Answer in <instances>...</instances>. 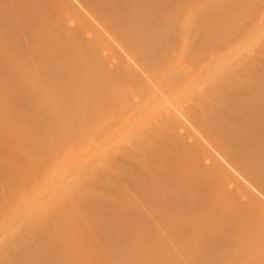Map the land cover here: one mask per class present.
Here are the masks:
<instances>
[{"label":"bare ground","instance_id":"1","mask_svg":"<svg viewBox=\"0 0 264 264\" xmlns=\"http://www.w3.org/2000/svg\"><path fill=\"white\" fill-rule=\"evenodd\" d=\"M44 1H53L55 6L59 9L66 8L75 12L78 19V26H76V29L70 34L74 35L76 38H82L90 34L91 36L88 38H90L94 44H101L107 50H110L112 55L114 54V56H116V71H114L116 77H111V80L113 81L108 82L106 81L107 77L105 78L102 76L103 79L101 77L100 80L97 79L96 84L94 82L95 80L92 82L94 83V87L91 86L93 88L90 89L91 87H88L87 84L90 86L91 83L88 82L89 79H87V75L90 74L91 77L93 76L91 75L92 73L89 72V69L88 74L87 71H85L84 79H87L88 82L85 86L89 88H87L89 93H94L97 90L99 96H101L102 93L105 94L104 91H106V95L108 94L107 91L114 95L117 86L119 92L124 89L132 88L140 91L138 92L139 94L142 92L143 96L141 95V101L136 102L137 112L134 110L136 113L132 111L130 115L128 114L130 118H128L126 124L124 123L126 120H122V124H125L126 127H124L126 129L122 128L119 130L118 128H120L121 124H119V126L117 125L119 132L117 131V136L114 139L116 144L113 139L109 137L114 144L111 143L115 145V148L112 147V150V145L110 147H102V145L105 146L109 144V134L114 135V130H117L115 128L112 130L114 133L111 132L112 125H114L113 122H115V119L118 120L117 117H119V115L117 116L115 113L120 111L121 108L123 110V107H121L122 105L118 103L120 102L118 98V102L115 101V103H112L110 100H108L110 103L103 102L105 105H102L101 102L99 105H95L96 103H94V105L93 103L88 105L89 102H86L87 105H85L83 110L68 111L67 114L64 115L70 121L74 118L81 121V123L79 121L77 122L82 124L81 126L84 129V131L82 130L84 133H82L83 140L87 139L83 152V165H81L78 170H75L68 175L64 181L58 182L50 180L46 183L44 189L38 193V196L34 197L32 206H30L31 202L27 205L28 207L35 208L39 205L45 208L50 204L49 210L43 211L40 215L38 210H36V213L33 212L36 217V221L33 224H31L30 221H26L24 218V212L23 214L17 215L12 225L5 222L4 225L0 227V264H80L82 261H84L85 264H91V256L88 250H73L75 244L79 243L83 236H88L94 241L95 247L91 249L93 253L92 255L94 256L121 254V251L114 246L119 242L124 243L126 239H129L131 230L135 227H128L129 225H132L129 220V215H127L128 212H130L128 209L131 207H128L129 203L132 202L128 199L130 196L129 191L127 190L129 184H131L130 188L133 185L139 186L140 192L138 193V197L142 200L141 202H145L144 205L146 203L150 205L153 202L151 205L154 207L156 202L161 204L163 203V200H165L163 204H166V202L170 200L168 202L170 203L172 201L173 204L182 202L186 203V209L187 207L189 208L188 204L192 205L193 201L197 202L196 199L201 196L193 193V199H190V196H192L190 195V202L188 203L186 200V202H184V200L181 201L180 197H177V195L180 192H183V189L188 191L190 188V190L193 189L194 191V189H197L202 185L205 186L204 193L206 200L208 199L205 202L208 203V201H211L212 199L210 200V198H207L206 193L212 189V186H210L208 179L205 180V178L218 176L216 177L219 180L217 182L218 184L223 185L226 183V185H237V187H234L240 191L242 196L246 197L245 203H250V207L258 212L256 213L255 211L250 210L247 211V213L252 212L254 216L256 213L257 218L260 216V219H258L259 221L261 220V215H263V219L264 58L254 50H251L252 43L250 41L242 42L236 36L235 27L231 26L230 18L226 19L225 16H221L220 20L224 17L225 20L219 21L218 19L217 21V17L213 16V19L210 20V28L208 27V21L206 22V20L201 21L202 25L199 27L196 14H190L189 12L183 24L184 31H181L182 18H180L177 23L178 17H182V5L188 4L190 0H77L81 7L74 4V0ZM169 7H175L176 9L174 11H169ZM155 9H159L160 12H156L152 15V12ZM224 13L227 14L226 7ZM24 15H28L27 12L24 13ZM146 15L153 17L148 30H146L145 24L143 23V17ZM165 15H176V17L175 20L166 22L163 19ZM16 30V27H12L9 34L16 35ZM44 32H46V30H44ZM252 37L255 41H258V32L254 33ZM109 55L111 56V54ZM111 58L112 56L110 59ZM117 78L120 79V82L114 84L113 82ZM124 79H127L128 82L132 83H129L131 87L125 86L127 84ZM121 87L123 88L122 90H120ZM5 90H8L6 92L7 96L8 93L15 90V88L11 85H6L4 87L1 86L0 100H3V92ZM87 90L85 89V93ZM128 90L127 92L129 93ZM130 91L134 92L133 90ZM30 92L32 93L33 91L30 90ZM132 92H130V94ZM24 94L27 93L25 92ZM111 100L113 101V99ZM127 108L128 107H126V109ZM3 110L7 112L9 110L8 105L4 106ZM25 116L26 114L22 115L23 119ZM141 121L145 125L144 128H141L142 133L145 135L142 134L144 137H142L144 139V141H142V143L144 142L143 149H141L142 152H144L142 155H145V157L151 155V158L148 157V159L150 158L149 161L145 163L143 160L139 161L140 156L139 153L137 154V152L140 151L138 150L141 148L140 145H137L135 156H133V152L130 153L132 146H127L129 143L128 141L127 144H124L126 142H123V144L126 145L124 149L122 146L123 150L119 148L121 146H117L118 141L121 143V137L119 136H121L123 132H127L129 128L132 129L131 123L137 124L138 122L141 124ZM94 122L96 124L102 122L101 126H103V124H110L109 127L104 126L105 128L103 127L102 129L106 130L111 127V129H108L111 133L104 130L103 132L106 134L104 135V133H102L103 136L99 135L101 138L98 136L101 132L97 128L99 131L97 136L100 140L103 139L104 142H102L103 140H96L97 144L94 142L93 144L88 142L91 141L88 130L90 131L89 128L92 127ZM129 125L131 127H128L127 129V126ZM137 125L139 126V124ZM8 126H13V121L5 123L0 119V130ZM123 129H125V131H122ZM164 130L167 132L168 137L164 135ZM181 130L184 132L181 133ZM82 134L79 135L81 136ZM87 134L90 140H88ZM127 135L128 136L125 135V137L129 138L130 135ZM125 137L121 140H124ZM138 137H140V135H138ZM170 137H172L171 140H179V143L174 145V147H168V145L165 147V144L168 143L167 140ZM133 138L136 139V137ZM13 140L14 137H11L7 142ZM106 141L108 142L104 145L103 143ZM129 141L130 143L132 141L133 144V141L135 140ZM108 147L110 148V151L108 150ZM129 147L130 149H128ZM134 149H136L135 146ZM1 151L2 149H0V153ZM167 159L172 160L173 162L175 161V164L171 166V174L172 176L174 175L175 178H168V176L165 178L161 174V172L164 173L163 170L166 169L164 161ZM206 160H208L210 164H206ZM79 161H81L80 158L72 160V164L69 165L70 168L73 169L78 166ZM223 161L229 163L234 169L232 171H236L235 173L237 174L231 172L230 169H228V166L226 167L224 165ZM10 162L12 163L8 166L10 172L22 170V164L19 160L11 159ZM200 162H204L205 165L204 163H202L203 166L199 165ZM143 169L147 170L143 172ZM156 171L160 172V174ZM34 172L38 173L36 170H34ZM239 176L245 181L242 182L243 179L241 178L242 180H240ZM69 177H71V179H68ZM144 180L145 182L143 183L142 181ZM224 188L221 190H224ZM201 190L203 191V189ZM214 190L217 191V189ZM174 191L178 192L175 197H173V194L175 193ZM189 191L187 194L185 192L181 194L189 195L193 192ZM226 191L228 190L226 189L225 192ZM235 193L237 194V192ZM197 196L198 198H196ZM208 196L210 197V195ZM48 197L50 198V201ZM181 198L183 199V197ZM202 198L203 197H201V199L199 198V200H205V198ZM214 202L216 203V201ZM167 205H164L163 207H167ZM170 205H172V203H170ZM158 206L160 205L155 207L157 208L156 211L158 209H163V207L160 206L161 208H158ZM250 207H248V210ZM62 208H65L67 211L63 213L61 211ZM189 209L187 210L189 211ZM161 211L159 212L161 213ZM232 211L234 210H231L230 212ZM118 213L121 214L122 225L117 226L119 228L117 231L118 234H115L114 227L120 220V215ZM252 213L250 214L251 216L253 215ZM182 216L183 218H186V220L187 217L189 218V215L187 214H185L186 217H184V215ZM206 218L207 217L205 216V219ZM251 218L253 219V217ZM254 218L255 221L256 217ZM100 219L109 221L111 226L97 229L95 226ZM195 219L197 218L195 217ZM201 219L205 220L204 218ZM235 219L233 216L234 221ZM252 219L250 221H253ZM188 220L183 222V224H192L194 219ZM164 221L166 224L170 225L166 220ZM164 221H162V223H164ZM196 221L194 220L193 222L195 223ZM247 221H245V224H247ZM240 222L241 221H237L235 223L237 224ZM261 222H259V225H262L264 221ZM159 223L160 222H158V224ZM180 224L183 225L182 223ZM180 224L178 225L180 226ZM205 224L207 226V223ZM245 224L243 225L245 226ZM256 224H258V222H256ZM163 225L159 224L158 226L159 228L161 226L163 228L166 227L167 229L171 226L168 225V227L165 226V224ZM247 225H251L252 227L249 226L248 228H245L243 226L245 230H248L246 232V234L248 233V237L246 234L244 235L247 239L254 237L252 238L253 242L250 238L249 240L251 242L247 241L248 245H244L246 244V237L244 236V240L243 238L241 239L239 236L241 233H239L238 236L243 241L240 243L238 242L240 241L238 240L239 238L236 239V242L238 244L240 243V245L237 243L234 244L240 247L236 245L234 247L239 248L238 251L240 249L242 250L238 253H243V259L241 260L245 261L247 264H264V242L262 245H260V243L258 244V239L260 240V238L256 236V233L258 234V232L260 235L263 234L261 233L260 228V231H256L257 227H261V225L255 226V222L253 224L250 222V224ZM174 227L171 226L172 229H175ZM206 230L207 229L203 232H206ZM254 230L256 231L255 235L253 234ZM263 231L264 229L262 232ZM98 232L101 234V239L105 242L104 245L99 243L97 238ZM132 232L134 233V231ZM201 232L202 231L199 233ZM179 233L181 232L179 231ZM210 233L211 232H209L210 237H206L207 240L210 238L213 239L212 236L214 234L211 233L213 234L211 236ZM220 233L218 235H220ZM184 235L185 234H183V236ZM222 236L224 237L226 235ZM219 238L220 237L218 236V240L221 241L222 239H225V237ZM226 238L229 237L226 236ZM235 238L236 237H234V239L232 238V240H235ZM15 239L20 240L15 241ZM201 239H199V242H201ZM203 239L205 240V236ZM215 239L216 238L209 240V248H207L208 244L206 246L204 245L205 251L202 252L205 253L208 249L209 253H211L210 248H214V250H218L219 248L218 251H222V256H224L223 254H225V252H227L225 256L229 254V251H225L224 249L229 247L230 244L235 241H232L229 244V242L224 243L225 241L223 240L221 248L223 245H226L227 247L224 246L222 250L218 244L217 248L216 246L214 247L217 243V241L215 243ZM182 240L184 239L182 238ZM207 240L204 242L206 243ZM229 240L231 241L230 238ZM159 241L160 240H158V244ZM195 241L198 242L197 239ZM221 241H219L220 244L222 243ZM197 242L196 244L194 242V244L197 245ZM242 242H244V244ZM212 243L214 245L211 246ZM8 247H11V251L6 250ZM155 247H158L156 249L159 250V246ZM230 247L233 248L232 245ZM188 248L189 250L191 249L190 247ZM196 248L200 249L198 245ZM196 248L194 247V249ZM201 248H203V246ZM192 250L193 248L191 251ZM202 252V255L199 254V256L206 257L208 253H205V256ZM236 253L237 252H235L236 258H238L237 256H240V254L238 255ZM218 254L220 253L218 252ZM208 255L211 257V254ZM65 256L67 258H65ZM199 256L198 259H201L202 257ZM215 256H212V259H214ZM194 257L197 258V254L196 256L194 255ZM210 257L201 260L209 264L212 260ZM216 258H218V256ZM225 258L226 257L223 259V257H221V259H216L215 262L219 260L218 263L223 264L220 260L226 261ZM229 259H227L228 264H235L239 260V258L237 261H234V258L230 261ZM201 260H197V264L200 263L198 261ZM241 260L239 263L242 262ZM213 262L210 264H218L217 262Z\"/></svg>","mask_w":264,"mask_h":264},{"label":"rangeland","instance_id":"2","mask_svg":"<svg viewBox=\"0 0 264 264\" xmlns=\"http://www.w3.org/2000/svg\"><path fill=\"white\" fill-rule=\"evenodd\" d=\"M74 4H76L78 7H81L79 1L77 0H74ZM225 7H226V13L228 15L224 13ZM182 8H183L182 17H178V21H177L178 23L180 18H182L181 31H184L183 24L189 12L190 14L191 13L196 14L197 19H198L197 24L199 25V27H201L202 25L201 21L206 20V22L208 21L207 24H208V27L210 28V20L213 19V16L217 17L216 18L217 21L218 19L219 21H223L225 20V17L226 19L230 18L231 26L235 27L236 36L242 42L250 41L252 43L251 50H254L256 53L260 54L264 58V0H190L188 4H183ZM175 9H176L175 7L168 8L169 11H174ZM26 12L28 15H24V13ZM156 12H160V10L155 9L152 12V15H154V13ZM221 16H225V17L222 20H220ZM175 17L176 15L175 16L165 15L163 19L167 22V21L175 20ZM152 19L153 17L150 15H146L143 17V20H144L143 23L145 24L146 30H148V28L150 27V24L152 23ZM76 26H78V19H77L75 12L69 9H66V8L59 9L58 7L55 6L53 1L0 0V89H1V86L4 87L6 85H9V86L11 85L15 88V90L10 91L7 96H6V92L8 90H5L3 92L4 98L3 100H0V119L1 121L5 123H8V121H13V126H8L0 130V149H2L0 153V227L4 225L5 222L12 225L17 215L23 214L24 212H25L24 218L26 219V221H30V223L33 224L36 221V217L34 216L33 212L36 213V210H38L39 215H40L43 211L49 210L50 204L46 206L45 208L39 205L37 208L28 207L27 205L31 202L30 206H32L34 197L38 196V193H40L44 189L46 183H48L50 180L58 181V182L64 181L68 175L73 173L75 170H78V168L81 165H83V156H84L83 152H84L85 142L87 139L83 140L84 133L82 132V130L84 131V129L81 126L82 124H79V122L81 123V121L75 118H74L75 120L72 119V121H70L67 119L66 116H64L65 114H67L68 111L70 112L76 111V110L81 111L84 109L85 105H87L86 102H89L88 105H91L90 103H93V105L94 103H96L95 105L97 104L99 105L101 103L102 105H105L103 102L110 103L111 101L112 103H115V101L118 102V99H119L120 102L118 103L122 105L121 107H123V110L121 108L120 111H117L115 113L117 114V116L119 115V117H117L118 120L115 119V122H113L114 125H112V129L111 127L108 128V129H111L112 133H114L112 130H114L115 128L117 129L119 124H121L120 128H118L119 130L126 127L125 124L128 118H130L129 116L130 113L134 110L136 111V108H137L136 102H139L142 100V96H143L142 92L141 94H139L138 92L140 91H138L137 89H132V88L131 89L128 88V89L133 90L134 92L128 89L122 90L123 89L122 87L120 88V90L122 91L119 92L118 91L119 88L117 89V86H116V90L114 92L115 93L114 95L116 97L108 91H107L108 93L107 95H106V91H104L105 94L102 93L103 96L101 94H100L101 96H99V93H97V90L94 93L88 92L87 90L88 87H91V86L94 87L93 85L94 83L92 82L95 80L94 82L96 84L97 79L100 80L102 76L105 78L107 77L106 81L108 82L113 81L111 80V77L112 76L116 77V75H114V71H116L115 64L117 63V61H116V56H114V54L112 55V52L110 50H107L101 44H94L90 40V38H88L89 36H91L90 34L82 38H76L74 37V35L70 34L74 29H76L75 28ZM12 27L17 28L16 35L9 34V31ZM44 30H46V32H44ZM256 32H258V36H259L258 41H255L254 38L252 37L253 34ZM109 54H111L112 56L111 59H110L111 56ZM88 69H89V72L92 73L91 75L94 78L91 77L90 74H88ZM85 71H87V74H88V75L86 74L88 76L87 79H89L88 82L92 84V85L90 84V86L89 84H87L88 87L85 86V84L88 83L87 79H84ZM124 80H126L125 83L127 84V85L125 84L124 85L131 87L130 84L132 83L128 82L127 79H124ZM119 82H120V79L117 78L113 83L118 84ZM93 87H91L90 89H92ZM85 89L87 90L86 93H85ZM30 90H32L33 92L31 93ZM127 90L129 91V93L127 92ZM25 92L27 94H24ZM121 92H122V95H121ZM130 92L132 93L130 94ZM110 98L113 99V101ZM6 105H8L9 107V110L7 112L3 110L4 106ZM126 107H128L127 109L129 111L126 109ZM135 111L134 113L137 112ZM24 114H26V116L23 119L22 115ZM122 120H126L124 121L125 124L124 123L122 124L123 122ZM95 124L96 123L94 122L92 127L89 128L90 131L88 130V134L90 135V139H91V141H88V142H91L92 144L93 142L97 144L96 140H100L99 138H101L99 135H102V133H104V135L106 134L105 132H103L105 129L103 130L102 128L104 126L109 127L110 125V124L109 125L103 124V126H101L102 122L96 125ZM131 124H132L131 125L132 127L129 125L127 126V129L128 127H131L132 129L129 128L130 130L128 129L127 132H123L124 135L121 134V136H119L121 137L120 138L121 143H119L118 141L117 146L118 147L121 146L119 148L123 150L126 147V145L124 144H127L129 142L127 146H130V147L132 146L131 147L132 150L130 149V147L128 149H130V153L133 152L134 154L133 156H135L136 151H137V145H140L141 148L138 149L140 151L137 152V154L139 153V156H140L139 161L143 160L144 163L148 162L149 159L151 158V155H148L145 157V155L144 156L142 155V153L144 152H142L141 150L143 149V144H144V142L142 143V141H144L143 139L144 134L142 133L141 128H144L145 125L142 123V121H141V124L137 122L139 126L136 123H131ZM97 128L100 130L101 134L99 133ZM108 129H106L105 131L110 132ZM118 129L114 130L115 136L112 134L111 135L109 134L108 136L109 142L106 141L105 143H103L105 145L108 142L110 145L109 144L105 146L102 145V147H107V146L110 147L112 145L111 150H112V147L115 148V145L113 144L115 143L114 139L117 136L116 134L119 132ZM125 129H123L122 131H125ZM180 132L183 133L184 131L181 130ZM97 133H99L98 134L99 138L97 136ZM79 134H82V135L80 136ZM88 134H87V138H88ZM127 134L130 135L129 136L130 139L125 137V135L128 136ZM138 135H140V137H138ZM164 135L168 137V134L166 131ZM11 137H14V140L11 142H7L10 140ZM109 137L113 139L114 143L111 141ZM123 137H125L124 140H121ZM133 137H136V139H134ZM171 138L172 137H170L167 140L168 143L165 144V147L166 145H168V147L169 146L174 147V145H177L179 143V140L177 139L171 140ZM90 139L88 138V140ZM102 140L103 139H101L100 141ZM129 140H135V141H133V144H132V141L130 143ZM102 142H104V140ZM123 142H126V143L123 144ZM120 144H123V145H120ZM122 146H123V149H122ZM134 146L136 147V149H134ZM109 147H108V150L110 151ZM148 157L150 158L148 159ZM76 158H80L81 161H79L78 166L71 169L69 165H71L72 160H75ZM11 159L19 160V162L22 164V170L10 172L8 170V166L12 164L10 162ZM223 162H224V165L226 167L228 166V169H230V171L233 172L232 171L234 170L233 167L230 166L229 163L225 161ZM202 163L204 162H200L199 165L203 166ZM205 163L210 164L208 160H206ZM173 164H175V161L173 162L172 160H168V159L164 161V166L166 167L167 170L166 169L163 170L164 173L161 172V174L165 178H167V176L168 178L169 177L175 178V176L174 175L172 176L171 174L172 173L171 166ZM34 170L38 171V173H35ZM146 170L147 169H143V172H145ZM156 172L160 174V172L158 171ZM235 172L236 171H234L233 173L237 174ZM216 177L212 176V177L205 178V180L208 179L210 186H212V189H210V191L206 193L207 198H210V200L212 199L211 201H208V203L205 202L208 199L206 200L205 193H204L205 186H202V185H200L201 187L194 189V191L192 188H191L192 190H190L189 188L190 191H193L190 194L188 193L189 195L181 194L183 192L187 194L189 190L186 191L185 189H183V192H180L178 195H177L178 192H175V191H174L175 193L173 192L174 193L173 197L177 195V197H180L181 201L184 200V202L187 201L188 203L190 202V199H193L192 198L193 193L195 195L198 194L199 196L205 198V200L202 198L204 200L203 201V200H199V198L201 199V197L198 198L197 196L196 197L198 198L196 199L197 202L193 201L194 204L193 203L192 205L188 204L190 209L187 206H186L187 208L185 209L186 203H183V202L173 204V202L171 201L170 203H172V205H170V203L168 202L170 200H168L167 201L168 203L166 202V204H163L165 202V200H163V203H161L163 205L157 202L156 204L154 201L155 203L154 207L153 205H151L153 204V202L150 205L148 203L144 205L145 202H141L142 200L138 197L139 195L138 193L140 192L139 186L133 185L130 188L131 184H129L128 185L129 187L127 186L126 187L128 188L127 190L129 191V195H130L128 199H130L129 201L130 202L132 201V202L129 203L128 207L131 206L132 210L130 207L128 209L130 212H128L127 215H129V218H130L129 220L131 221L132 225H129L128 227L129 228L130 226L131 227L135 226V227L132 228L131 235L130 236L128 235L129 239H126L124 243L119 242L114 246V247H117L119 251H121V254H108L107 256L92 255L93 253L91 249L95 247V244H94V241L90 239L88 236H83L81 241L75 244L73 250L74 251L80 250V249L88 250L91 256L90 258L91 264H98V263L99 264H191V263L197 264V260H201V259L203 260L204 258L205 259L209 258L210 255L208 254H211L210 258L212 259L215 255L218 254V252L220 253L217 255L218 258H216L217 256H215L214 259L212 260L210 259L211 260L210 262L208 259L209 264L212 263L213 260H214L213 263H216V262L218 263L219 260H217L216 262L215 260L221 259V257H223V259L224 257H226L225 258L226 261L220 260V262H223V264H228L227 259L229 258H230L229 261L233 258H234V261H237V259L239 258L238 262H236L235 264H244V263L247 264L245 261L241 260L243 259V256H242L243 253L241 254L238 253L241 249L238 251L239 248L234 247L236 245L234 243H237L236 239H238L239 236L241 239L243 238L244 240V236H245L244 234H246V232L248 231V230H245V228H248L249 226H251V225L248 226L247 224H250V222L251 224H253L255 222V226H258L261 220L262 222L264 221V217L262 219L263 215H261V220L260 221L258 220L260 219V216H258V218L256 216V213L258 212L252 209V207H250V203L246 202L249 205L245 203L246 197L242 196L240 191L236 189L237 185H234V184L226 185V183H224L223 185L218 184L217 182L219 180ZM241 178L242 177L239 176L240 180L243 179ZM68 179H71V177H69ZM244 181L245 180L243 179L242 182ZM142 182L144 183L145 180ZM218 186H221L222 188L225 187V188L224 190H221L222 188ZM201 189H203V191ZM214 189H217V191ZM226 189L228 191L225 192ZM235 192H237L238 195ZM170 193H171V198H172V191ZM208 195H210V197ZM189 196H190V199H189ZM181 197H183V199ZM222 197H223V200H222ZM48 199L50 201L49 197ZM214 201H216V203ZM157 205H160L161 207H163L164 205H167V207L165 206L163 207V209H160V210L158 209L157 210L158 212H157L156 211L157 208H155L157 207ZM160 206H158V208H161ZM225 207H226V210H225ZM248 207H250L249 210H248ZM187 209H189V211ZM231 210H234V211L230 212ZM250 210L251 211L253 210L256 212L255 216L252 212L247 213V211H250ZM61 211L65 213L67 210L65 208H62ZM159 211H161V213ZM189 212H192V213H189ZM251 213L253 214L252 216L250 215ZM185 214L189 215V218L187 217V220L188 219L189 220L194 219L195 221L198 220L196 221L198 224L196 222L194 223L193 222L194 220L192 221V224L190 223L183 224V222L187 221L186 218H183L182 216L184 215V217H186ZM119 215H120V220L117 222V224L114 227L115 234H118L117 231L119 228L117 226L122 225V217H121V214ZM205 216L207 217L206 218L207 220L205 219ZM233 216H234V219L237 218L235 219V221L233 220ZM246 216H247L249 223L246 219ZM100 217H101V214H100ZM195 217L197 219H195ZM251 217H253V219ZM254 217H256L255 221H254L255 219ZM201 218H204L205 220H202ZM200 219L202 220V222ZM251 219L253 221H250ZM164 220L170 223L172 227L175 226L174 227L175 229H172L171 226L169 224H166ZM162 221H164V223H162ZM237 221L238 222L241 221V222L236 224L235 222ZM245 221H247L246 222L247 224H245ZM158 222H160L159 224L161 225L165 224V226L169 225L170 227L168 226L169 227L168 229L166 227L163 228L164 227L163 225V227L160 226L159 228ZM256 222H258V224H256ZM177 223L178 224L182 223L184 227L181 224L179 226ZM205 223H207L208 227L206 226ZM243 224H245V226ZM185 225H187L188 227ZM262 225L261 227H257V229L260 228L261 233L263 234L260 235V233L258 232L260 231V229L259 230L256 229L259 235L256 233L255 230L253 231V234L255 235L256 233V236L260 238V240L258 239L259 241L258 244L260 243V245H262V243L264 242V231L262 232V230L264 229V225L263 227ZM106 226H111V223L109 221H104L100 219L99 222L96 223L95 227L97 229H102L103 227H106ZM198 227H200L201 229ZM203 229L204 230L207 229L206 232H203L204 231ZM199 230L202 231L201 232L202 236H201V233H199L200 232ZM132 231H134V233ZM179 231L182 233V235L181 233H179ZM209 232L214 234L213 235L210 233L211 236L213 235L212 236L213 239L216 238L215 243L216 241L217 243L215 245L213 244L214 242L211 244V246L214 245V247L216 246V248L218 246H220L221 248L223 244V240L225 241L224 243L229 242V244L232 241H235L230 244V246L232 245L233 248L228 245L230 247L229 249V247H227L226 245H223V247L226 246L228 248V249L226 248L227 250L226 249L224 250L229 251L228 253L230 255L227 254L225 256V254L227 253L225 252V254H223L224 256H222L221 254L222 251L221 250L218 251L219 248L218 250L216 249L214 250L213 247H212L213 249L210 248L211 253H209V250L207 249V252H205L206 254L208 253L207 256L205 253L202 252V251H205L204 245L206 246L208 244L207 248H209L210 244L208 243V241L213 240L212 238L207 240L206 237L208 238L210 237ZM207 233H208V236H207ZM219 233L220 235H218ZM239 233L241 234L239 235ZM183 234L185 235L183 236ZM247 234L246 236L248 237ZM203 235L205 236V240L203 239L204 238ZM222 235L228 236L231 239V241L229 240V238H226V236H224L225 239H222V241L218 240V236L220 238H224ZM180 236L181 237L183 236L182 238L184 240H182ZM194 236H196L197 238ZM234 237H236L235 240H232V238L234 239ZM97 238L100 244L102 245L105 244L104 240L101 239L102 237L99 232L97 233ZM195 238L198 240V242L195 241L196 240ZM240 238L238 239L240 241L238 240L237 241L241 243V241L243 240H241ZM250 238L253 242L252 238L254 237H250ZM250 238H248L247 240L245 239L246 244H244V242L242 243L244 245H248L247 241L249 242ZM199 239H201V242H199ZM19 240L20 239H15V241H19ZM158 240H160L159 244H158ZM203 240L204 241L207 240V242L205 243ZM193 241L195 242V244L197 242V245L198 247H200V249L196 248L197 245H195ZM219 241H221L222 243L220 244ZM240 243L239 244L237 243V244L240 245ZM155 246H159V250L156 249L158 247H155ZM202 246L203 248H201ZM263 246H264V243H263ZM188 247H190L191 249L193 248V250L192 251L191 249L189 250ZM194 247L196 249H194ZM223 247L221 248L222 250H223ZM6 250L11 251V247H8ZM201 252L206 257L201 256L202 255ZM235 252H237L236 254L238 255L240 254V256H237L238 258H236ZM196 254H197V258L194 257V255L196 256ZM199 254H201L200 255L202 257L201 259L200 258L198 259ZM230 256L231 257L235 256V257L231 258ZM65 258L67 257L65 256ZM202 260L198 261L200 262L198 264H203V263L208 264L207 262H203ZM240 260L242 261L241 263H239ZM80 264H85V262L82 261L80 262Z\"/></svg>","mask_w":264,"mask_h":264}]
</instances>
